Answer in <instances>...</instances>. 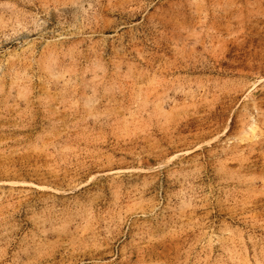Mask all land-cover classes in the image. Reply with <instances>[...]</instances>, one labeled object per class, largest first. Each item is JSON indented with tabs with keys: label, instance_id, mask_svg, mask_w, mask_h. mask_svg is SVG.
<instances>
[{
	"label": "rangeland",
	"instance_id": "374dc122",
	"mask_svg": "<svg viewBox=\"0 0 264 264\" xmlns=\"http://www.w3.org/2000/svg\"><path fill=\"white\" fill-rule=\"evenodd\" d=\"M0 264H264V0H0Z\"/></svg>",
	"mask_w": 264,
	"mask_h": 264
}]
</instances>
